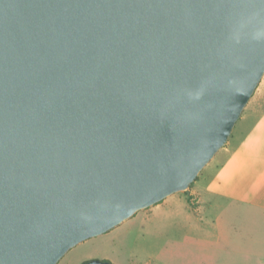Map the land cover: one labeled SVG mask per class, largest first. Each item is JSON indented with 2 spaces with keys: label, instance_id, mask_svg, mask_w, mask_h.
Instances as JSON below:
<instances>
[{
  "label": "water",
  "instance_id": "95a60500",
  "mask_svg": "<svg viewBox=\"0 0 264 264\" xmlns=\"http://www.w3.org/2000/svg\"><path fill=\"white\" fill-rule=\"evenodd\" d=\"M263 75L264 0H0V264L187 190Z\"/></svg>",
  "mask_w": 264,
  "mask_h": 264
},
{
  "label": "crops",
  "instance_id": "0c3cea01",
  "mask_svg": "<svg viewBox=\"0 0 264 264\" xmlns=\"http://www.w3.org/2000/svg\"><path fill=\"white\" fill-rule=\"evenodd\" d=\"M216 154L185 191L195 205L176 192L134 216L161 219L168 230L171 216L181 213L177 206L188 212L179 264H264V113L242 124Z\"/></svg>",
  "mask_w": 264,
  "mask_h": 264
},
{
  "label": "rangeland",
  "instance_id": "374dc122",
  "mask_svg": "<svg viewBox=\"0 0 264 264\" xmlns=\"http://www.w3.org/2000/svg\"><path fill=\"white\" fill-rule=\"evenodd\" d=\"M262 113H264V75L243 109L226 144L217 153L230 145L242 124ZM216 155L210 162L216 159ZM178 193L186 196L190 204L195 205L196 202L194 199L191 200V195H187L185 191ZM177 208L181 213L176 212L171 216L168 230L164 229L161 219H155L150 223L145 214L136 217L133 215L110 230L73 246L56 264H82L92 258L107 259L113 264H179L177 246L182 240L181 225H184L182 222L188 212H183L179 206ZM173 244L176 250L170 252Z\"/></svg>",
  "mask_w": 264,
  "mask_h": 264
},
{
  "label": "trees",
  "instance_id": "16d2710c",
  "mask_svg": "<svg viewBox=\"0 0 264 264\" xmlns=\"http://www.w3.org/2000/svg\"><path fill=\"white\" fill-rule=\"evenodd\" d=\"M196 179H197V177H196ZM196 179H195V180H196ZM192 183H193V182H192ZM192 183L190 184V186L192 185ZM190 186H189V187H190ZM185 191H186V190H185Z\"/></svg>",
  "mask_w": 264,
  "mask_h": 264
}]
</instances>
